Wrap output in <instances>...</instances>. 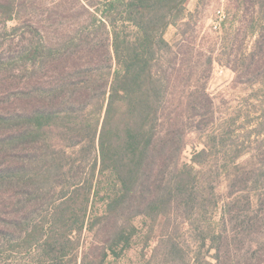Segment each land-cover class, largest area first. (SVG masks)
Here are the masks:
<instances>
[{"label":"trees","instance_id":"16d2710c","mask_svg":"<svg viewBox=\"0 0 264 264\" xmlns=\"http://www.w3.org/2000/svg\"><path fill=\"white\" fill-rule=\"evenodd\" d=\"M187 1H61L72 30L31 21L18 54L0 53V71L26 73L22 109L0 113V198H18L1 211L15 218L0 215V264L14 253L29 255L18 264H264V153L213 171L225 142L212 132L184 158L188 135L214 122L200 63L180 45ZM230 1L231 41L255 38L246 69L264 82V0ZM17 14L0 0V25ZM170 25L181 41L166 39Z\"/></svg>","mask_w":264,"mask_h":264},{"label":"rangeland","instance_id":"374dc122","mask_svg":"<svg viewBox=\"0 0 264 264\" xmlns=\"http://www.w3.org/2000/svg\"><path fill=\"white\" fill-rule=\"evenodd\" d=\"M61 1H66L64 6L70 8L74 0H15L18 5L16 19L8 21L6 26L0 25V31H9L11 34L10 37L0 36V53L5 56L18 54L25 44L21 33L31 21L41 31L50 34L62 29L72 30L74 24L71 18L63 19L65 23L59 24L62 14L66 16L74 13L71 9L62 12L57 6ZM218 9H224L229 16L227 25L219 30L213 26ZM187 11L194 13V16L193 25L184 36L185 40L177 36V27L174 25L168 27L165 37L170 42L180 38L183 50L192 49L194 59H198L201 83L206 82V91L211 98L210 109L214 112V122L203 131H195L188 135L184 158L190 161L194 150L204 148L209 143L211 133L216 132L224 137L225 146L213 149L208 168H212L213 171L218 167L222 168L224 163H228L238 154V151H241L242 155L238 159L239 162L255 157L259 159L264 153V82L260 78L252 82L257 73L252 69L250 71L246 69L245 64V58L252 50L255 38L251 35L244 38V32H241L236 36L237 41H231L239 24L235 21V8L230 0H188ZM231 23L234 24L231 26ZM13 27L18 29L13 31ZM210 56H213V63L209 71ZM263 70L264 68L261 72ZM25 79V70L19 63L0 71V113L8 114L22 109L21 91ZM3 133L5 131L0 129V135ZM3 158V154L0 153V162ZM219 192H226V180L223 178L220 181ZM17 200L13 192L4 194L0 198V215L5 218H15L13 212L1 214V211L4 209L3 205H7L5 208L7 211H13L14 205L18 203ZM1 219L0 217V225L3 224ZM9 229L18 234L13 223L9 224ZM28 256L25 253H14L7 263L1 264L22 263L29 259Z\"/></svg>","mask_w":264,"mask_h":264},{"label":"built area","instance_id":"2783aa9c","mask_svg":"<svg viewBox=\"0 0 264 264\" xmlns=\"http://www.w3.org/2000/svg\"><path fill=\"white\" fill-rule=\"evenodd\" d=\"M224 18H225L224 9H218L217 17L213 21V26H214L215 29H217V30L221 29V24H222V21H223Z\"/></svg>","mask_w":264,"mask_h":264}]
</instances>
